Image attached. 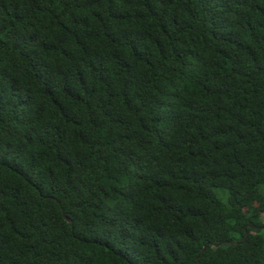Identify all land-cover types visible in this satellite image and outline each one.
<instances>
[{
    "label": "trees",
    "instance_id": "1",
    "mask_svg": "<svg viewBox=\"0 0 264 264\" xmlns=\"http://www.w3.org/2000/svg\"><path fill=\"white\" fill-rule=\"evenodd\" d=\"M0 264H264V0H0Z\"/></svg>",
    "mask_w": 264,
    "mask_h": 264
}]
</instances>
